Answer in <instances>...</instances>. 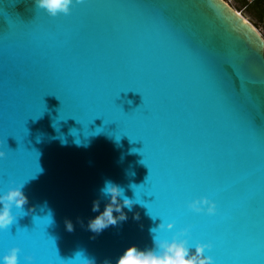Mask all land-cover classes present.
Returning a JSON list of instances; mask_svg holds the SVG:
<instances>
[{
	"label": "water",
	"instance_id": "1",
	"mask_svg": "<svg viewBox=\"0 0 264 264\" xmlns=\"http://www.w3.org/2000/svg\"><path fill=\"white\" fill-rule=\"evenodd\" d=\"M235 13L223 0H84L50 17L0 0V140L21 141L7 139L0 190L41 169L7 229L35 224L39 247L0 231V255L116 264L176 237L210 243L214 264H264V37ZM105 181L135 203L93 233ZM202 196L214 214L188 207Z\"/></svg>",
	"mask_w": 264,
	"mask_h": 264
},
{
	"label": "clouds",
	"instance_id": "2",
	"mask_svg": "<svg viewBox=\"0 0 264 264\" xmlns=\"http://www.w3.org/2000/svg\"><path fill=\"white\" fill-rule=\"evenodd\" d=\"M33 2L37 8L43 9L48 16L56 17L59 14H69L74 3H83L84 0H33ZM5 155L6 153L0 150V158H4ZM23 187L24 184H21L10 187L7 191L0 190V231L8 229L14 222L15 216L12 213V208L15 206L17 209L22 210L23 205L27 203V197L22 191ZM101 193L108 197V202L105 204L103 211H99L97 201L93 202L92 211L98 214L92 217L87 224L88 230L93 233H99L110 225L114 226L118 222L126 220L127 214L124 208L130 211L135 203V201L124 195L123 188L112 181L104 182ZM188 207L197 213L204 211L207 214H214L216 212L215 202L204 196L193 199ZM133 219H139V215L134 214ZM158 227L171 228L172 223L166 226L160 224ZM65 228L67 231L73 230L70 220H65ZM186 231L187 229H182L181 234ZM154 244L159 249L158 251L153 249L141 250L136 245L128 246L119 255L116 264H214L213 257L204 254L205 249H211L212 245L210 243H197L194 250L188 247L185 239L176 237H173L170 241L154 240ZM19 251V248L13 247L0 255V264H20ZM75 256L84 257L82 252H77ZM25 261L27 264H32L33 257L26 256ZM79 264H95V261L83 258L80 259Z\"/></svg>",
	"mask_w": 264,
	"mask_h": 264
},
{
	"label": "snow or ice",
	"instance_id": "3",
	"mask_svg": "<svg viewBox=\"0 0 264 264\" xmlns=\"http://www.w3.org/2000/svg\"><path fill=\"white\" fill-rule=\"evenodd\" d=\"M78 4H81V3H78ZM235 15H236L237 17H239L240 14H239V13H235ZM21 23H22V22H21ZM241 23H242L243 25H247V24H248V21H247V20H243V21H241ZM22 24H24V23H22ZM42 114H43V113H42ZM42 114H41V115H42ZM253 123H254V122H253ZM10 135H11V134L7 135L3 140H0V150H3V151L5 152V149H6L8 152L15 153V152L17 151V149H16V150H12V149H10V148L8 147L7 139H8V137H9ZM11 136H13V137L16 139V141H17V143H18V147H19L21 141H19L15 135H11ZM119 138H120V137H119ZM119 138H118V140H119ZM76 142L79 143L80 141L77 140ZM36 166H37V171L35 172V174L38 173L39 171H41V169L39 168V165H38L37 162H36ZM35 174L31 175L28 179L33 178ZM28 179H27V180H28ZM27 180H25V181L22 182L21 184H25V183L27 182ZM21 184H19V185H21ZM145 194L154 197V199L151 200L149 203H151V202H153L154 200H156L155 195H154V194H150V193H148V192H144V193H142V194H141V197H142L143 195H145ZM142 200H143V199H142ZM141 205H142L144 208H146V206H145L144 204H141ZM146 209H147V208H146ZM147 213H148V211H147ZM23 215H26V213H24V212H23L22 214L17 213V216H23ZM156 218H159V217L157 216ZM50 223H52V217H51V216L47 219V222H46V224H45V226H44V228H43V237H42V239H47V238L50 237V236H48V234H47L46 231H45L46 226L49 225ZM33 224H34V217H33ZM34 227H35V224H34ZM34 227H33V228H34ZM33 228H32V229H33ZM32 229L29 230V229H27V228H21V227L18 226L17 229H16V232H15V235H11V234L7 231V229H6V230H3V231H4V238H5L6 240H15V239H18V238H22L28 246H30V247H34V248H38V247H39V244H40V241H39V240H34V239L31 238V237H32ZM50 238H51V237H50ZM51 240H52V239H51ZM52 243L54 244L53 240H52ZM206 244H208V243H206ZM57 257H58V258L55 259V260H48V259L37 260V261H36V264H63V260H62L59 256H57Z\"/></svg>",
	"mask_w": 264,
	"mask_h": 264
},
{
	"label": "trees",
	"instance_id": "4",
	"mask_svg": "<svg viewBox=\"0 0 264 264\" xmlns=\"http://www.w3.org/2000/svg\"><path fill=\"white\" fill-rule=\"evenodd\" d=\"M240 6L246 7L249 13L263 26L264 30V0H235Z\"/></svg>",
	"mask_w": 264,
	"mask_h": 264
},
{
	"label": "rangeland",
	"instance_id": "5",
	"mask_svg": "<svg viewBox=\"0 0 264 264\" xmlns=\"http://www.w3.org/2000/svg\"><path fill=\"white\" fill-rule=\"evenodd\" d=\"M226 3H228L234 10H236L237 12L241 13L244 17H246V19H248L250 21V23H252V25H254V27L263 35L264 37V30H263V26L262 24H260L248 11V9H246V7L244 6H240L235 0H225ZM252 0H249L248 3H251Z\"/></svg>",
	"mask_w": 264,
	"mask_h": 264
},
{
	"label": "built area",
	"instance_id": "6",
	"mask_svg": "<svg viewBox=\"0 0 264 264\" xmlns=\"http://www.w3.org/2000/svg\"><path fill=\"white\" fill-rule=\"evenodd\" d=\"M225 2V0H223ZM228 4V3H227ZM229 5V4H228Z\"/></svg>",
	"mask_w": 264,
	"mask_h": 264
},
{
	"label": "bare ground",
	"instance_id": "7",
	"mask_svg": "<svg viewBox=\"0 0 264 264\" xmlns=\"http://www.w3.org/2000/svg\"><path fill=\"white\" fill-rule=\"evenodd\" d=\"M239 13V12H238ZM240 14V13H239Z\"/></svg>",
	"mask_w": 264,
	"mask_h": 264
}]
</instances>
